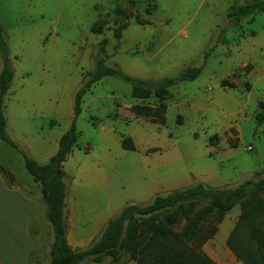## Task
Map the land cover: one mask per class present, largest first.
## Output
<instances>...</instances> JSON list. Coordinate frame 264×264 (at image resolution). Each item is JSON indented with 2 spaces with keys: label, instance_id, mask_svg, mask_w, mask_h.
<instances>
[{
  "label": "rangeland",
  "instance_id": "374dc122",
  "mask_svg": "<svg viewBox=\"0 0 264 264\" xmlns=\"http://www.w3.org/2000/svg\"><path fill=\"white\" fill-rule=\"evenodd\" d=\"M245 1L0 0L13 72L3 96L5 133L30 157L53 150L71 124L83 74L104 55L98 43L105 38L104 63L132 77L158 80L188 67L199 73L169 86L161 100L153 93L131 96L130 83L114 75L88 87L74 118L76 141L63 162L67 189L75 187L86 207L94 210L105 196L117 213L131 201L145 204L197 181L235 186L263 176L264 121L257 124L255 116L264 85L257 65L264 53V12L226 16L232 3ZM122 23L116 39L114 29ZM246 63L255 67L243 76ZM132 105L160 114L136 115ZM125 136L133 149L122 148ZM1 161L23 169L19 153ZM238 215L235 205L221 222L209 218L216 233L204 243L207 254L231 262L218 246L225 245ZM237 237L251 242L244 226ZM82 264L112 262L106 256Z\"/></svg>",
  "mask_w": 264,
  "mask_h": 264
},
{
  "label": "trees",
  "instance_id": "16d2710c",
  "mask_svg": "<svg viewBox=\"0 0 264 264\" xmlns=\"http://www.w3.org/2000/svg\"><path fill=\"white\" fill-rule=\"evenodd\" d=\"M258 12H264V0L232 3L226 16L235 20L248 15L254 16ZM124 27L125 23H122L114 29L116 39H119ZM105 42L106 39L102 38L98 43V50L104 55L99 56L93 68L83 74L81 85L74 93L69 128L59 136L55 152L40 163L19 148L4 130L3 96L13 72L0 27V140L20 154L24 169L38 187L44 205V217L51 229V240L41 257L46 262L42 263L38 259L34 264H82L85 261L100 262L106 256L110 257L112 264H122V254H126V260H132L136 264H218L202 250V245L215 230L214 226L208 224L209 218L220 221L235 205L239 207V215L226 239V245L243 264H264V175L245 179L235 186L210 187L197 181L165 194H155L145 204H124L106 221L88 246L71 249L67 245V184L62 163L76 141L77 133L73 123L80 111L79 105L84 92L103 76L114 75L130 83L131 96L146 98L153 93L161 100L165 98L169 86L193 79L199 73L198 67H188L173 76L158 80L135 78L122 72L115 64L104 63ZM257 104L260 111L256 114L255 121L260 124L264 121V101ZM131 109L136 115L160 114L158 110L142 105H132ZM121 146L133 149L128 136L122 137ZM0 170L6 174L1 164ZM241 226L248 230L251 239L249 244L237 237V229Z\"/></svg>",
  "mask_w": 264,
  "mask_h": 264
},
{
  "label": "crops",
  "instance_id": "0c3cea01",
  "mask_svg": "<svg viewBox=\"0 0 264 264\" xmlns=\"http://www.w3.org/2000/svg\"><path fill=\"white\" fill-rule=\"evenodd\" d=\"M156 1L154 0V2ZM259 56L257 65H259V71L264 78V53ZM246 64L250 65V68L246 72H242L243 76H246L252 70V67H255L251 63ZM261 95L257 103L264 101V85H262ZM59 136L56 138V142ZM5 146L6 144L0 140V162H2L1 156H4V154L8 158H13L18 154L10 146L6 147L11 148L13 151L9 149L10 152L7 151ZM56 148L57 146L49 152L40 154V157L44 155L42 158L31 157L43 163L55 152ZM1 165L6 170V174L0 170V264H34L38 259L44 263L46 259L41 257L51 240V229L44 217V205L40 199L38 187L24 169L23 164H21L23 169H21L20 165H17L15 169L10 165L4 164V162ZM108 201L109 199L104 196L102 202L97 204L94 210H90L91 208L86 207L85 200L79 197L78 190L75 187H68L66 194L65 240L71 249H82L88 246L102 230L106 221L116 213V210L114 212L111 211ZM229 230L225 237V245L218 247L221 249L222 254L227 259H230L231 262L224 261L221 256L217 257V255L211 253L207 254L204 249L205 244L202 245V250L218 264H243L226 245V239L229 235L228 233H230ZM214 243L217 244L216 242ZM130 262L134 261L125 260L122 264H130Z\"/></svg>",
  "mask_w": 264,
  "mask_h": 264
},
{
  "label": "built area",
  "instance_id": "2783aa9c",
  "mask_svg": "<svg viewBox=\"0 0 264 264\" xmlns=\"http://www.w3.org/2000/svg\"><path fill=\"white\" fill-rule=\"evenodd\" d=\"M250 149H251L250 145H247L246 150H250Z\"/></svg>",
  "mask_w": 264,
  "mask_h": 264
}]
</instances>
